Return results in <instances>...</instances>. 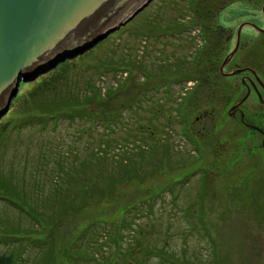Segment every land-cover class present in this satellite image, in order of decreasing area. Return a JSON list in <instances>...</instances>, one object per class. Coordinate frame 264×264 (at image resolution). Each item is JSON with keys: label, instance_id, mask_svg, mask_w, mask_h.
<instances>
[{"label": "rangeland", "instance_id": "obj_1", "mask_svg": "<svg viewBox=\"0 0 264 264\" xmlns=\"http://www.w3.org/2000/svg\"><path fill=\"white\" fill-rule=\"evenodd\" d=\"M261 3L262 0H225L215 6L212 22L224 25L225 36L233 35L240 21L246 18L259 21L257 11L260 10ZM156 5L157 0L148 1L141 11L127 21L129 23L125 27L122 25L117 28L85 55L93 56L90 59L92 63L98 59L118 57L123 55L121 50L124 41H128L130 45H136L128 55L133 61L141 63L143 69L148 71L151 68H159L158 64L168 62L173 55H153L158 52V48L154 47L159 46L154 37L144 38L145 43L141 39L139 43L140 39H136L131 31L135 27L140 28L138 24L144 19L155 21ZM139 30L143 31V27ZM244 33L245 36L249 35L248 30ZM152 34H155V28ZM198 44L200 41L190 39L185 46L181 43L176 51L191 57L202 49ZM115 47L116 51L113 50ZM233 47V38L230 37L228 40L225 38V41L221 42L220 50L217 48V55H211L217 62V69L222 58ZM167 48L165 52L169 51L170 46ZM256 49L251 43L238 48L227 69L233 67V62L243 67L250 66L256 70L264 83V50L261 52ZM211 51L212 49L209 50V54ZM201 52L203 55L204 51ZM87 73L91 74V70L83 71L81 76ZM137 73L138 79H144L145 76L141 72L136 70ZM216 74L220 75L218 72ZM122 75L125 76V73L122 72ZM167 76L170 81L160 85L158 90L154 88L148 95L154 99L161 95L163 98L167 87L174 98L189 106L187 95L183 93L186 91L185 87L190 86L192 81H178V78L184 75L180 70L175 71L172 68ZM93 78L96 79V76ZM222 79L224 90L219 91L216 98L212 96L202 98L201 103L196 106L197 110L195 111L194 106V110L189 112L188 118L193 126L191 130L194 129L192 133L196 141L193 143L183 133L182 123H172L168 136L158 132L157 135L162 140L167 139L169 143L171 154L168 156V164L163 165L164 168L159 169L157 174L143 182L132 181L122 184L112 199L89 203L77 213L61 218L54 230L48 227L41 228L43 223L32 219L8 201L0 199V222L21 231L29 228L30 232L29 235L24 234V238L10 243V246L5 245V238H0V241H3L0 242V252L8 250L9 247L21 248L23 257L29 260V264H43V261L47 260V254L60 253V248L70 242L73 234L76 231L79 233L81 227L89 222L106 220L107 222L99 223L101 229L110 228V233H113L110 221L118 223L125 210L124 214L129 219L134 216V211L138 212L140 217L137 216L135 219L146 231L143 237L139 236L143 245H149L170 259L168 261L161 256H155L143 264H264V144H262L264 133L253 127L257 126L264 132V103L258 101L254 91H251L241 103L239 111L245 113L244 119L253 125L247 126L240 120L238 111L234 116L228 112L231 104L240 100L246 92L240 86L241 77L236 75ZM35 80L34 78L24 82L27 83L25 87L30 88ZM109 82H112L111 77L104 80L101 85ZM23 90L24 87L21 91ZM144 99L148 101L147 98ZM143 113L149 115L146 110ZM146 121V118L142 120L144 123ZM79 124L78 119L69 122L60 118L55 128H49L47 125L44 129L37 130L29 125V128H23L19 135L12 133L7 136L0 145V177L4 174L8 176L12 171L16 177L25 179L26 188L21 192L27 193V197L31 198L30 203L37 205L35 207L38 210L44 209L47 213L51 211L50 198L47 197L49 186L38 187L36 182L43 183V174L34 173L36 169L39 172L47 169L48 174H56L58 164L54 153L50 155L49 149L62 152L61 157L66 159L67 156H71L69 149L73 143L78 144L76 145L78 158L89 154V149L81 148L84 146L83 143H88L89 148L96 146V129L93 132L95 138L93 141L92 137H89L90 134H85L80 142L74 139ZM195 130L198 132L195 133ZM144 140L153 143L147 137ZM141 144L144 145L143 142ZM144 146L146 152L150 154L147 145ZM43 148L48 153V164L39 167L38 155ZM147 153L144 157L146 160L147 157L151 158ZM146 160L143 165H146ZM202 173L204 174L201 175ZM12 200L24 210L27 209L22 200L16 197H12ZM27 200L26 204L29 202V199ZM53 206L59 207L57 203ZM28 236L29 241L26 238ZM102 239L103 254L98 253L101 258L104 255L108 256L116 245L112 239L104 236ZM39 241H43L44 244L40 245ZM65 250L68 253L78 252L75 249L73 251L71 245L66 246ZM80 250L82 252L85 249L81 247ZM91 251H86L87 253L84 252L71 261L81 264L82 258H89ZM61 254L66 257L65 254Z\"/></svg>", "mask_w": 264, "mask_h": 264}, {"label": "trees", "instance_id": "obj_2", "mask_svg": "<svg viewBox=\"0 0 264 264\" xmlns=\"http://www.w3.org/2000/svg\"><path fill=\"white\" fill-rule=\"evenodd\" d=\"M138 25L140 28L135 27L131 31L136 39H140L139 43L143 38L155 37L152 34L156 26L154 19H144ZM141 27L143 31L139 30ZM123 46L121 50L123 55L118 57L111 56L106 60L98 59L92 63L90 59L93 56L85 55L92 50L90 49L82 55L64 60L48 72L37 76L30 88L25 87L27 83L21 82L9 110L0 118V145L7 136L12 133L19 135L22 129L29 128V125L37 130L44 129L47 125L49 128H55L60 118L69 122H74L76 119L80 121L75 130L76 141L80 142L85 134H90L89 137H92L93 141L95 140L93 132L95 129L97 131L96 146L89 148L88 143H83L84 146L81 148L89 149V154L81 158L76 155L77 143L71 145L69 149L71 156H67L66 159L61 157L62 152H54L48 146L50 155L54 153L58 164L56 174H48L47 169L43 172L36 169L34 172L36 175L43 174V183L36 182L38 187L49 186L47 197L50 198L51 211L48 213L44 209H36L37 205L30 203L31 198L27 197V193L21 192L23 188H26L25 179L16 177L12 171L8 173V176L4 174L0 177V199L8 201L32 219L43 223L39 225L41 228L48 227L54 230L61 218L77 213L89 203L112 199L117 188L122 184L132 181L143 182L157 174L159 169L164 168L163 165L168 164V156L171 154L167 139L162 140L157 133L163 132L168 136L172 123H182L184 134L195 142L196 138L192 133L194 129L191 130L189 127L192 125L188 118L189 112L201 103L202 98L209 96L216 98L219 93V90L206 89L203 86L206 82L203 76H182L178 78V81L186 78L198 80L195 86L185 92L189 106L183 105L174 98L167 87H165L163 98L161 95L154 99L148 93L154 88L158 90L160 85L170 81L167 76L170 67L161 65L159 68H151L147 71L142 68L141 63L133 61L128 55L136 45H130L128 41H124ZM256 48L257 51L262 52L264 44L259 43ZM113 50L116 51V47ZM201 51L202 49L196 55H202ZM217 53L215 49L210 52V55H217ZM216 63L215 58L211 57L210 65L216 68ZM88 69L91 70V74L81 76V73ZM136 70L145 76L144 79H138ZM214 75L222 79L220 75ZM94 76L96 79L93 78ZM109 77L112 78V82L101 85ZM23 87L24 90L21 91ZM144 110L148 111L149 115H144ZM144 118L147 119L146 123L142 122ZM133 119L134 122H132ZM197 132L195 130V133ZM146 137L153 143L145 141ZM141 142L147 145L152 156L146 152ZM46 151L43 148L38 155L39 167L48 164ZM146 153L151 157L150 159L148 157L147 160L144 159ZM60 158L62 159L59 160ZM145 160L146 165H143ZM12 197L22 200L27 209L24 210L13 202ZM27 199H29L28 204H26ZM38 203L40 204V201ZM56 203L59 205L58 208L53 206ZM124 212L125 210L118 223L110 221L113 233H110V228L101 229L102 226L99 223L107 222L106 220L98 219L89 222L81 227L79 233L76 231L73 234L70 242L60 248V253L47 254V260L43 261V264H76L71 260L89 250H92L90 257H83L81 264H143L144 261L155 256H161L170 261L167 255L159 253L149 245H143L139 236L143 237L146 231L135 219L139 216L138 212L134 211V216L130 219ZM105 226L107 225H103ZM29 233V228L21 231L19 228L13 229L0 222V236H2L0 238H5L6 246H10V243L24 238V234L29 235ZM103 236L112 239L116 245L108 256L104 255L101 258L98 253L101 252ZM29 237H26L28 241ZM40 242V245L44 244L43 241ZM68 245H71L73 251L75 249L78 252H66L65 247ZM81 247L86 251L81 252ZM0 264H29V260L23 257L21 248L9 247L8 250L0 252Z\"/></svg>", "mask_w": 264, "mask_h": 264}, {"label": "water", "instance_id": "obj_3", "mask_svg": "<svg viewBox=\"0 0 264 264\" xmlns=\"http://www.w3.org/2000/svg\"><path fill=\"white\" fill-rule=\"evenodd\" d=\"M148 1L0 0V118L17 95L20 82L31 81L64 60L91 49L130 20ZM237 48L235 43L228 55L232 56ZM227 61L228 56L221 69ZM245 70L255 75L264 91L263 82L248 67H238L228 74ZM255 90L261 98V92ZM248 95L249 90L230 107V115H234L235 109L239 111L238 105ZM239 112L245 123L243 112Z\"/></svg>", "mask_w": 264, "mask_h": 264}, {"label": "flooded vegetation", "instance_id": "obj_4", "mask_svg": "<svg viewBox=\"0 0 264 264\" xmlns=\"http://www.w3.org/2000/svg\"><path fill=\"white\" fill-rule=\"evenodd\" d=\"M224 1L225 0H157L155 11V36L156 41L159 42V46H157L158 52L156 55H173L168 59L170 68L175 71L180 70L184 75L183 77L203 76L206 80L203 86L206 89L224 90L222 87L223 79H218L216 75H214L218 72L222 78L239 75L241 77L240 86L244 88L245 91L249 90L251 92L255 89L261 90L260 84L250 70H245L237 74H228L238 67H243L239 63L233 62V67L229 70L227 69L237 51L232 56L226 54L222 58L217 70L215 66L213 68V65H210V58L214 57L209 54V50H215L217 48L220 50L221 42L225 41V38L228 40L232 37L234 45L238 43L239 48L247 43L253 44L254 47L259 43L264 44V0H262L260 5V10L257 11L259 21L255 22L252 18H246L238 23L233 35L227 34L226 36L224 25L220 23L214 24L212 22L214 16L213 12L216 11L215 6ZM246 30L249 31L248 36H245L244 31ZM190 39L200 41L198 46L201 45L202 51H204L203 55H191V57H188V54H179L176 51L181 43L185 46ZM168 46H170L169 51L165 52L164 50H168ZM163 47H165V49ZM193 48L195 47L193 46ZM208 55L210 57H208ZM227 56L228 61L221 69V64ZM187 81L192 82L190 86L185 87L186 91L190 90L192 86H195L198 80L197 78L193 80L191 78L184 79V82ZM198 84L200 85V81ZM189 127H192V125Z\"/></svg>", "mask_w": 264, "mask_h": 264}]
</instances>
